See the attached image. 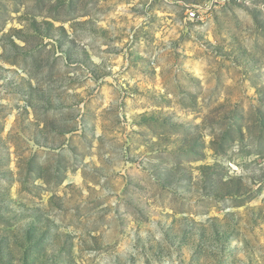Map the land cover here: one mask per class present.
Instances as JSON below:
<instances>
[{
	"label": "rangeland",
	"instance_id": "1",
	"mask_svg": "<svg viewBox=\"0 0 264 264\" xmlns=\"http://www.w3.org/2000/svg\"><path fill=\"white\" fill-rule=\"evenodd\" d=\"M0 264H264V0H0Z\"/></svg>",
	"mask_w": 264,
	"mask_h": 264
},
{
	"label": "built area",
	"instance_id": "2",
	"mask_svg": "<svg viewBox=\"0 0 264 264\" xmlns=\"http://www.w3.org/2000/svg\"><path fill=\"white\" fill-rule=\"evenodd\" d=\"M224 2H230V1H234V2H248L249 0H223ZM195 12H190L189 13V17L192 19V18H195Z\"/></svg>",
	"mask_w": 264,
	"mask_h": 264
}]
</instances>
